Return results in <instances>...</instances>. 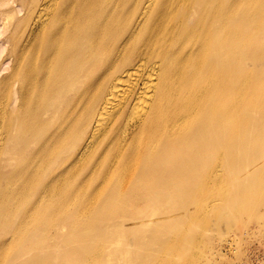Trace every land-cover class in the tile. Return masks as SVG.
<instances>
[{
    "label": "bare ground",
    "instance_id": "obj_1",
    "mask_svg": "<svg viewBox=\"0 0 264 264\" xmlns=\"http://www.w3.org/2000/svg\"><path fill=\"white\" fill-rule=\"evenodd\" d=\"M245 160L264 183V0H0V264L56 261L90 183L74 231Z\"/></svg>",
    "mask_w": 264,
    "mask_h": 264
},
{
    "label": "rangeland",
    "instance_id": "obj_2",
    "mask_svg": "<svg viewBox=\"0 0 264 264\" xmlns=\"http://www.w3.org/2000/svg\"><path fill=\"white\" fill-rule=\"evenodd\" d=\"M245 153L251 155L249 146ZM253 166L234 165L219 183H147L149 193L140 196L137 183L125 184L120 196L104 191L83 217L94 228L74 231L88 192L98 189L90 183L70 204L67 238L49 264H264V183H238L254 178ZM77 186L70 183V190ZM135 194L141 202L123 218L119 211ZM113 220L118 226L107 229Z\"/></svg>",
    "mask_w": 264,
    "mask_h": 264
}]
</instances>
